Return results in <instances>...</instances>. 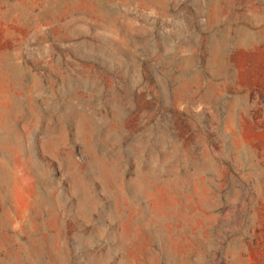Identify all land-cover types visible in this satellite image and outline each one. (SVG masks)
Here are the masks:
<instances>
[{"label": "rangeland", "instance_id": "obj_1", "mask_svg": "<svg viewBox=\"0 0 264 264\" xmlns=\"http://www.w3.org/2000/svg\"><path fill=\"white\" fill-rule=\"evenodd\" d=\"M0 264H264V0H0Z\"/></svg>", "mask_w": 264, "mask_h": 264}]
</instances>
